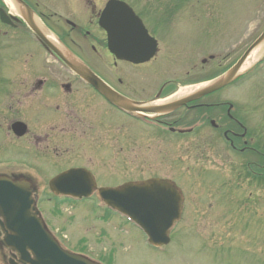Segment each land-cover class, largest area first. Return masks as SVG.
I'll use <instances>...</instances> for the list:
<instances>
[{
  "label": "flooded vegetation",
  "instance_id": "af4514ba",
  "mask_svg": "<svg viewBox=\"0 0 264 264\" xmlns=\"http://www.w3.org/2000/svg\"><path fill=\"white\" fill-rule=\"evenodd\" d=\"M25 2L42 19L48 21L50 19L54 22L53 24L57 25L59 30L56 38L76 56L85 57L88 65H92L94 59L95 61L99 60L102 54L99 49L103 46L99 45L100 39H104L106 34L97 26L101 7L95 5L94 0H68L64 2L52 0L50 7L47 5L42 7L44 10L46 9L44 12L37 8L39 7L37 0H25ZM178 3L179 0H173L166 4V6L172 5L170 6L171 9L162 10V4H158L156 8L155 5L146 4L143 1L141 9L138 10L135 6L133 8L149 34L157 41L162 38L185 40L197 39L203 35L207 36V15L204 18L196 17L194 14L190 17L177 16L175 8ZM77 5L87 7L88 14L83 17L81 11L75 9L78 7ZM53 8H61L63 13L58 15ZM5 10L10 15L13 24H1L0 26V56L2 59H14L16 55L9 56L5 46L8 49L14 47L16 50L20 43L23 48L27 47L28 51L22 61H19V57L17 58L18 62L14 64L13 69L0 70V174L8 173L9 176L21 177L23 176L21 173L30 168L37 175L35 178L38 179L40 177L38 168L45 165L44 159L46 162L50 161L51 153L57 154L61 146L65 145L61 143V140H56V137L71 134L77 136L80 131H83L84 119L88 114L91 113L93 116L96 110L101 109L102 114L107 113L109 115L110 106L103 99H99V96L95 94L96 91L94 90V92L90 86L85 85L65 65L50 62L38 43V39L28 26L15 12ZM193 21L198 24V28L191 27ZM172 24L177 25L176 29L170 27ZM91 30L97 32L96 39L93 38ZM93 41L95 44L92 43ZM182 46L185 47V45ZM37 55L40 57L42 70L38 69L37 67L40 65L35 63ZM28 59L32 62L27 63ZM149 62L134 64L112 57L113 66L120 65L121 70L110 72L113 77H116L117 84L114 81H108V83L130 99L147 101L164 98L169 94L173 95L180 84L191 85L196 81L194 77L196 72L193 73V70L196 71L197 62H189L187 68L192 70L186 71L187 76L182 79H179V76L171 80L159 79L158 73L155 72L158 70V66H154V69L151 70L156 73L155 78L153 76L148 77V74L145 75L144 69ZM202 66L204 65H200V69ZM177 67V65H172V69L176 70ZM8 68H12V65L8 64ZM91 68L93 67L91 66ZM84 98H88L85 103ZM200 107L207 108V101L188 102L181 110L179 108L164 115V120L157 117L154 120L161 122L166 127L178 126L180 121L190 117L188 114L198 113ZM180 112L184 114L181 116L179 115ZM32 117L38 119L36 124H31L30 118ZM102 119H105V115ZM196 119L195 117L191 119L192 123L195 124L193 128L200 132L201 128ZM232 120L241 125L238 119ZM20 121H25V130L22 134L13 128V124ZM43 136L44 138H42ZM52 137L54 138L53 141ZM34 147L37 148L34 149ZM28 150L33 153H27ZM6 151L13 155L7 161L4 160L7 157L5 156ZM10 160L12 161L10 162Z\"/></svg>",
  "mask_w": 264,
  "mask_h": 264
},
{
  "label": "rangeland",
  "instance_id": "374dc122",
  "mask_svg": "<svg viewBox=\"0 0 264 264\" xmlns=\"http://www.w3.org/2000/svg\"><path fill=\"white\" fill-rule=\"evenodd\" d=\"M227 2L228 6L231 8H226L222 10L223 14H226L224 19L225 22L222 24H211V32L207 35L210 36L207 38V44L201 38H197V43L195 44L198 48H201V51H209L212 54L217 55L216 60L213 59L207 62V66L204 68L205 72H197L194 77H203L209 70V68L214 69V71L207 75V77L216 73L217 71L223 69L225 63L231 58H234L236 54L241 53L248 44L259 34L262 26L264 24V0H223ZM235 2V7H234ZM192 3V2H191ZM225 6V4L223 3ZM214 21V19H212ZM223 35L221 34V32ZM183 47L181 44L178 48ZM169 48V50H168ZM177 48V43L173 42L168 46H162V52L166 54H174V50ZM240 50V51H239ZM238 51V52H237ZM207 52V55L208 53ZM239 53V54H240ZM194 52L192 55L183 56L181 60L188 61L194 60ZM169 56V55H168ZM196 57V58H197ZM175 61V60H174ZM171 62V59L169 60ZM222 64L220 69H217L215 65L218 63ZM166 61L162 60L161 64H165ZM102 69L106 70L107 64L103 62ZM181 67L183 62L180 61ZM161 68V67H159ZM197 70L200 67H196ZM203 74V75H202ZM259 77L254 78L253 74H247L240 81H238L234 86L239 88H228L226 95L223 92H219L214 95V97H231L233 101H245V107L249 109H255L264 111V78ZM160 76V75H159ZM212 97V98H214ZM248 109V108H247ZM254 113L256 111H253ZM251 116V115H250ZM264 117V116H263ZM87 118V117H86ZM36 117H32V124H35ZM91 121L94 118H89ZM97 120V119H96ZM104 122H107L105 118ZM264 122L260 120L259 124ZM99 123V122H98ZM133 126V125H132ZM136 126V125H135ZM264 127V125H263ZM132 133L134 135L133 140L129 144L130 148L124 149V146L115 147V149L110 153L108 160L98 159L97 164L100 166H106L108 169V176H102L101 178L106 183L112 181L118 183L123 179H136L140 176L156 174L159 172H168L167 175H174L180 177L179 179L183 181L181 177H200L202 175L199 173L203 170L198 171V165H190V149L191 144L186 139H173V138H161L158 134H153L150 131L144 130L140 125L133 128ZM93 132H85L80 134L82 139L86 140L87 136L91 138ZM142 135L140 140H137L136 137ZM70 135L64 136L66 139ZM106 140L109 139V134H105ZM70 138H74L70 136ZM80 141V140H79ZM76 141V142H79ZM76 142H70L67 145V162H70L72 159L76 161L78 156L76 153ZM93 143V141H92ZM188 146V149L185 147ZM223 149V145H221ZM218 147V150L220 149ZM187 150L189 152H187ZM209 159L215 160V162L209 163L210 166L207 167V174L202 176L203 179H206L207 182L211 184L217 183L218 176L224 174V169L219 165L217 160L220 158L217 155H213ZM178 160H180L178 162ZM96 161V160H95ZM72 162V161H71ZM60 164L61 161H58ZM57 163V164H58ZM75 163L85 164L83 161ZM50 168V167H49ZM63 168L62 166H56L51 164V171L54 172L58 169ZM104 167L100 168L102 171ZM99 171V173H101ZM112 174V175H111ZM178 179V181H179ZM263 191V190H258ZM261 193V192H260ZM240 196V195H239ZM208 201H213L212 196L207 197ZM243 199L246 200L245 197ZM214 202V201H213ZM226 206H211V218L210 228H206L208 221L207 209L209 207H199L197 205L193 206V202L187 204V207L190 209L193 206L195 211H199L196 215L193 212L186 213L184 219L186 222L183 226H179L171 234V242L163 247H153L147 244L143 234L131 225L129 222L122 218L112 217H103V221H109V223L101 222L100 219H97L99 214H95L96 210L92 207L93 201L83 200L80 204L74 205L73 207L64 206L63 213L60 216L52 217L50 215L49 224L52 225L55 229H58V236L61 241L69 247L72 248H82L90 256L97 258L99 252L111 250L106 253V257H100L103 262L111 264H263L264 259L255 251L257 249L264 248V217L261 219V223L258 222V217H255V220L250 221L253 217L246 218V213H244L243 224L244 231L241 233L244 240L247 241L246 246L252 247V252L245 251L244 249L239 248V241L235 240L232 231L224 226V237L222 242V247L217 248L216 250L206 247L205 250L201 249L200 242L197 241L196 234L191 232L187 225L190 223V227L195 223L199 225H204L203 229H207V245L213 242V236L215 239L219 238L221 228V218L220 215L214 214V210L222 211V215H225L226 210L229 212H236L232 203H228V200L225 199ZM50 205L45 204L44 209H48ZM77 208V209H76ZM242 208V207H240ZM227 212V213H229ZM257 214H260V210H257ZM238 215V214H237ZM248 217V216H247ZM231 218V217H230ZM239 220V216H236ZM246 218V219H245ZM240 223V222H239ZM238 223V224H239ZM115 224V225H114ZM223 224V223H222ZM229 225V224H228ZM116 227L118 228L116 229ZM234 228V227H233ZM201 234H204L202 232ZM214 234V235H213ZM63 237V238H62ZM201 237V235H200ZM219 241V239L217 240ZM259 241V246H255V242ZM216 244L215 246H217ZM263 260V261H262ZM0 264H4L2 256L0 255Z\"/></svg>",
  "mask_w": 264,
  "mask_h": 264
},
{
  "label": "water",
  "instance_id": "95a60500",
  "mask_svg": "<svg viewBox=\"0 0 264 264\" xmlns=\"http://www.w3.org/2000/svg\"><path fill=\"white\" fill-rule=\"evenodd\" d=\"M263 39L264 33L250 46L227 74L192 96H201L230 82L250 50ZM124 41L122 38H109V48L115 51L118 56L126 57L124 52L115 49L118 47L120 50H124ZM134 50L132 52H135ZM151 54V52L147 56L135 54L132 57L133 60H145ZM76 69L84 78L97 84L101 90L113 98L114 95L103 88L89 72L83 68ZM114 98L116 97L114 96ZM115 103L123 108L128 106L120 98ZM175 105H171L170 108ZM145 110L154 109L146 108ZM88 179L89 174L87 172L77 170L60 175L51 184L56 186L60 192L87 194L93 185L92 181L89 182ZM100 194L107 204L122 210L134 219L147 233L149 241L155 245L168 242V229L180 217V198L176 196L175 188L165 181L151 180L143 184L126 183L120 189H100ZM0 205L4 209L5 222L3 227L6 226L13 233L6 232L5 242L19 252L21 261L29 264H94L82 256L62 250L53 237L44 230L35 212H33L28 185H13L5 180L1 181ZM30 252L33 254L32 256H30ZM11 264L17 263L11 260Z\"/></svg>",
  "mask_w": 264,
  "mask_h": 264
},
{
  "label": "bare ground",
  "instance_id": "6f19581e",
  "mask_svg": "<svg viewBox=\"0 0 264 264\" xmlns=\"http://www.w3.org/2000/svg\"><path fill=\"white\" fill-rule=\"evenodd\" d=\"M264 51V42L256 46L246 59L244 65L242 66L241 69H244L245 67L251 65L253 62H255L263 53Z\"/></svg>",
  "mask_w": 264,
  "mask_h": 264
}]
</instances>
